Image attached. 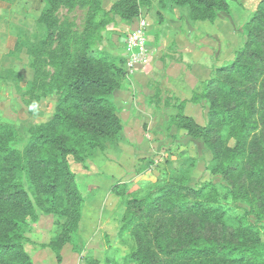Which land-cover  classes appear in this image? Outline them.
Masks as SVG:
<instances>
[{
    "label": "trees",
    "instance_id": "16d2710c",
    "mask_svg": "<svg viewBox=\"0 0 264 264\" xmlns=\"http://www.w3.org/2000/svg\"><path fill=\"white\" fill-rule=\"evenodd\" d=\"M102 1L44 0L38 23L46 34L26 51L33 77L23 98L30 115L42 100L57 101L49 121L27 130L21 150L12 147L21 142L17 131L0 126V264H33L24 241L38 212L64 219L48 245L58 263L64 245L80 254L84 199L70 160L83 164L123 131L113 95L126 72L100 50L102 33L113 17L138 19L145 3L117 0L103 11ZM230 1L170 0L189 20L209 24L229 14ZM242 31L232 62L191 98L207 104L205 126L181 110L168 122L202 142L223 185L191 187L187 160L153 190L124 198L117 237L129 236L133 248L122 264H264V0Z\"/></svg>",
    "mask_w": 264,
    "mask_h": 264
},
{
    "label": "rangeland",
    "instance_id": "374dc122",
    "mask_svg": "<svg viewBox=\"0 0 264 264\" xmlns=\"http://www.w3.org/2000/svg\"><path fill=\"white\" fill-rule=\"evenodd\" d=\"M116 1L103 0L102 10H110ZM259 1L231 0L229 14L220 15L209 24L189 20L187 10L173 6L170 0H144L139 18L148 24L147 63L138 67L133 76H125L113 95L123 131L104 151H97L83 164L70 160L84 199L81 230L90 224L89 212L100 217L106 209L112 218L119 213L120 224L124 198L153 190L183 168L187 160L192 161L191 168L184 167L189 171L191 187L223 185L221 178L208 170L212 155L202 142L187 137L183 131L169 130L168 122L171 115L181 110L205 126L208 106L205 102L194 104L191 98L202 93L214 69L229 65L242 48L243 27ZM43 7L44 0H0V126H11L17 131L21 142L12 146L17 150L28 139L29 128L51 119L57 101L56 96L42 100L35 114L30 115L23 98L33 77L26 51L46 34L38 23ZM101 16L102 13L98 19ZM113 18L102 33L99 48L121 61L120 69L126 72L124 39L136 28L139 18L126 24ZM117 189L120 194L115 193ZM38 217L44 225L53 224L57 234L64 223V219L40 212ZM114 223L109 221L107 225L113 228ZM77 240L82 256L79 260L90 264L94 261L91 253ZM122 242V249L130 253L131 238L126 236Z\"/></svg>",
    "mask_w": 264,
    "mask_h": 264
},
{
    "label": "crops",
    "instance_id": "0c3cea01",
    "mask_svg": "<svg viewBox=\"0 0 264 264\" xmlns=\"http://www.w3.org/2000/svg\"><path fill=\"white\" fill-rule=\"evenodd\" d=\"M126 23L128 22L124 24ZM87 215L89 216L90 224L81 230L80 223L78 238L81 244L87 247V251L91 253L92 259L95 261L91 260L90 264H121L129 252L122 249L125 245L117 237L120 227L119 213H116V218H112L113 214L108 213L107 209L104 213L100 214V217L95 212H89ZM108 215H110V218H108ZM109 221L115 222L113 228L107 225ZM42 222L41 218L38 217L37 222L31 226L30 231L25 235L24 249L32 263L83 264L79 260L82 257L81 254L75 253L69 245H64L59 249L58 256L60 263H58L56 253L48 247L57 234L55 226L53 224L49 226L44 225Z\"/></svg>",
    "mask_w": 264,
    "mask_h": 264
},
{
    "label": "built area",
    "instance_id": "2783aa9c",
    "mask_svg": "<svg viewBox=\"0 0 264 264\" xmlns=\"http://www.w3.org/2000/svg\"><path fill=\"white\" fill-rule=\"evenodd\" d=\"M147 29L146 20L139 18L136 28L128 33L124 39L127 55V77L133 76L138 67L147 63Z\"/></svg>",
    "mask_w": 264,
    "mask_h": 264
}]
</instances>
